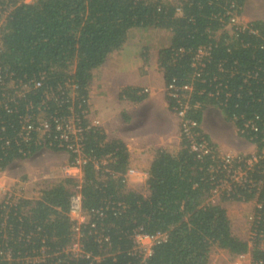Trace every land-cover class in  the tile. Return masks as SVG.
I'll return each mask as SVG.
<instances>
[{"label": "trees", "instance_id": "1", "mask_svg": "<svg viewBox=\"0 0 264 264\" xmlns=\"http://www.w3.org/2000/svg\"><path fill=\"white\" fill-rule=\"evenodd\" d=\"M10 2L14 0H0V6ZM244 4L245 0H35L15 5L0 31V170L28 160L43 147L36 131L24 139L27 119L37 127L42 117L67 112V105L59 104L65 97L47 100L45 93L61 95L59 89L65 92L66 83L73 81L86 97L94 71L109 55L124 48L130 33L149 30L169 34L170 46L158 56L166 83L175 80L193 88L187 116L201 123L204 112L216 108L239 130L253 122L258 131L247 130L242 137L260 153L264 20L227 29ZM200 48L208 49L209 56L197 76L193 62ZM40 78L42 87L35 88ZM24 84L29 90L22 91ZM138 91L125 88L120 98L141 102L145 95ZM86 154L90 161L83 167L81 192L89 223L82 226V245L91 257L101 258L95 264H209L213 250L231 257L250 253L256 262L264 261V159L249 173L253 181L262 182L258 191L234 183L230 194L223 193L221 203L213 204L209 199L214 183L226 180L225 172H211L217 154L199 158L185 142L177 152L159 149L144 193L127 188L124 175L131 161L124 140L108 139L102 129L91 130ZM240 155L245 160L250 156ZM238 166L244 165L235 162ZM74 185L75 179H59L46 184L38 198L0 203V264H90L91 258L72 259L65 252L72 242L69 199ZM253 200L262 206L252 227L257 235L243 239L234 234L223 203ZM138 229L169 235L145 262L131 254L132 235Z\"/></svg>", "mask_w": 264, "mask_h": 264}, {"label": "built area", "instance_id": "2", "mask_svg": "<svg viewBox=\"0 0 264 264\" xmlns=\"http://www.w3.org/2000/svg\"><path fill=\"white\" fill-rule=\"evenodd\" d=\"M35 0H14L0 6V31L3 27L5 19L10 15V12L13 10L14 6H19L21 4H31ZM180 12V9H177ZM232 27L237 29L245 28V25H242L238 21V16H232L228 22L227 29L231 30ZM183 52V50H180ZM209 56V50L206 48L198 49L193 62V67L196 70V75L200 76L201 69L203 67V60ZM161 70V69H160ZM162 72V70H161ZM164 74V73H163ZM1 78V77H0ZM2 79V78H1ZM31 83V82H30ZM35 88L42 87V79L35 80ZM79 87L73 82L69 81L65 85V92L62 89L61 95H56L55 92L45 93L47 100L55 99L58 101L65 97V100L61 101L59 104L62 107L67 105V112L65 114L54 113L48 118L39 120V125L34 126L33 123L26 120L28 123L26 128V134L24 139H29V134L32 131H36L39 135L40 143L42 144L41 149L57 148V151L65 152L69 155V161L67 164L61 167L62 178H72L75 179V185L71 190V196L69 199V216L73 222V234L72 242L65 249V252L69 254L72 259H81L86 258L90 259V264H95L100 261V257H91L89 253L84 250L82 245L83 232L82 226L88 224V214L83 208V196H82V179H83V167L88 164L89 157L86 154V142L87 135L91 130L102 129V122L97 117L94 109L91 106V96L90 91H88L87 96L80 95ZM29 90V85L24 84L22 91ZM193 88L191 85H178L175 80H171L165 85V92L167 100H172L173 105L169 103L170 111L177 117L179 121L180 128V138L181 143L185 142L189 147L197 152L198 157L217 154V166L216 168L212 167V173H226V180L219 179L214 183V188L211 191V196L209 201L213 204L221 203V198L223 193L230 194L232 191V184L236 183L242 186H248L249 188H255L259 190L262 182H255L251 179L250 174L254 172L255 165L258 166L259 162L264 159V150L260 153H257L256 150L250 155L248 159H244L242 155H231L228 153H222L217 147L212 143V141L205 135L202 131L201 123L191 119L187 116L189 111V101L190 94L192 93ZM149 90L147 88L139 90V95H147ZM195 107H198L196 105ZM238 130V134L241 136L245 134L247 130H252L254 132L258 131L257 126L253 122H247L244 124V128ZM103 133L104 130H103ZM239 134V135H240ZM53 137V138H52ZM72 158V161L70 159ZM243 164L244 166L234 167V163ZM102 165H106L107 161L102 160ZM98 167V166H97ZM6 170H0V180H3ZM72 171L76 173L73 174ZM108 172V170H106ZM131 175H139L145 178L146 182L148 179V171L142 172L130 167L126 174L124 175L125 182L127 183L128 177ZM47 182L46 184H48ZM33 183L29 180H12L10 183L4 179V182L0 183V203L4 206L11 205L16 203L21 199H34L39 197L40 191L43 187L40 185L38 188L32 190ZM146 187V186H145ZM147 189V187L145 188ZM229 203H235L233 201H228ZM240 204H249L253 205V210L249 213V232L248 239L252 240L257 235V232L252 229L255 222H257V209H261V204L257 201L249 202H239ZM91 228H95L94 224H90ZM167 232H156L149 234L144 232L142 229H138L132 235L133 247L131 249V254L137 256L142 260V262L147 261L153 255L154 248L162 243L167 242L168 240ZM101 241V240H99ZM220 251V250H218ZM250 253L237 256L236 259L231 260L229 264H264V261L256 262ZM210 263V260H209Z\"/></svg>", "mask_w": 264, "mask_h": 264}, {"label": "rangeland", "instance_id": "3", "mask_svg": "<svg viewBox=\"0 0 264 264\" xmlns=\"http://www.w3.org/2000/svg\"><path fill=\"white\" fill-rule=\"evenodd\" d=\"M255 19L264 20V0H245V4L242 8V13L240 16H238V21L242 25H246L251 20H255ZM168 38H169V34H167L165 31L132 32V34H130V39L127 44L129 45L127 46L128 48L109 55L107 62L104 64L103 67H101V71L96 70L94 71L93 74L94 76L99 75L101 77L103 74L105 75L111 74L112 73L111 69L115 72L116 69L115 67L117 66L115 63L117 62V60L121 59V57H124V60L126 62H128L127 59H129V63H131L133 59L129 55H134V53H140V58L146 60V62L149 60L148 63L149 65H151L155 59V55L157 54L156 52L163 49V47H165L168 44ZM161 73L163 74V72ZM157 74L160 73L157 72ZM168 105H169V101H168ZM157 112L164 113V111H161L160 109H158L156 113ZM113 114L114 116L112 117L110 123L108 124L109 130L112 132L111 134H109L108 139H122L127 142L129 148L134 153H139L141 151L140 156H134V154L131 152L132 158L130 159L131 160L130 167L142 172H147L151 164V161L153 160L156 152L159 149H163L170 152H177L180 149L181 147L180 128H179V136L177 140L176 138H174V140L168 139V134L172 132L174 133L173 131L174 127H172V124L170 123L171 121L169 119L164 121V125L166 126L164 129V131L166 132L163 136L164 141L161 140L159 137H154L156 136V134L151 133L153 130L157 129V127L153 125L152 126L144 125V127L137 129L134 133H131L129 135L130 140L127 141L125 139L127 135H125L124 132V125H125L124 119L126 118V116L129 115L125 113V108L123 109L122 105H117V109L116 110L114 109ZM213 114H215L216 117L213 116ZM202 120H203L204 129L210 132L211 134L214 133L213 131H216L217 136L221 139H225L228 141H232V139H234L239 141V139L242 137L241 135L238 134V130L236 126L232 123L227 122L223 114L218 109L209 108L208 110H206ZM216 121L219 124V127L221 128H218L215 125ZM241 139L244 142L248 143L245 140V138L242 137ZM241 139L240 142L242 141ZM163 142L166 144L161 145ZM142 143H149L155 145H149L151 146V148L143 147L141 149ZM158 143H160V145H157ZM246 143L244 144L243 148H239L237 151L233 149L232 150L229 149V150H225L226 152H222V153H228L231 155H239L242 154V152H245L244 154L253 153L255 149L252 150L253 148L251 147V145ZM136 149L140 151L136 152L138 151ZM65 158L66 157L63 156L61 153L55 152L51 148H45V149L43 148L39 150L37 153H35L28 160L15 162L10 167H8L7 171L4 173L5 175L4 179L7 181V183H10L11 179L13 181L20 179L29 180L33 183L32 190L38 188L40 185L44 187L46 186L47 182L50 183L51 181H57L60 179L59 177L62 175L61 172H59V170L61 169L62 166H64L63 164L67 162ZM4 179L0 180L1 184L4 182ZM138 191L144 193L145 189L142 188L139 189ZM237 204H239L241 207L236 206L235 203L230 204L229 202H224L223 206H225V209L227 210L229 218L233 224L234 234L243 239H248V232H249L248 216L251 210H253V205H242L240 203ZM228 257L229 256H226L224 251L213 250L210 255L211 258L210 264H227Z\"/></svg>", "mask_w": 264, "mask_h": 264}, {"label": "crops", "instance_id": "4", "mask_svg": "<svg viewBox=\"0 0 264 264\" xmlns=\"http://www.w3.org/2000/svg\"><path fill=\"white\" fill-rule=\"evenodd\" d=\"M147 32H152V31L149 30ZM129 39H130V35H129ZM127 44L128 42L126 43V45L124 46L122 50L128 48L127 46L129 45ZM169 46H170V40L168 38V44L165 47H163V49ZM159 51L156 52L157 54L155 55V59L151 65H149L148 63L149 60L146 62V60L140 58V53H134V55H129L133 59L131 63H129V59H127L128 62H126L124 60V57H121V59H118L116 63L114 62L117 65L115 67L116 68L115 72L111 69L112 71L111 74H108V75L103 74L101 77L97 75L99 77L97 76L93 77L91 86L89 88L90 96H91L90 97L91 106L94 109L97 117L101 120L102 127H103L105 134L107 135V138L109 137V134L112 133L109 130L108 124L110 123V120L114 116L113 111L114 109L115 110L117 109V105H122L123 109L125 108V113L129 115V116H126V118L124 119L125 121L124 132H125V135H127L125 137L127 141L130 140L129 135L131 133H134L137 129L144 127V125L146 126L153 125L157 127V129L153 130L151 133L156 134V136L154 137H159L161 140H163L164 139L163 136L166 132L164 131L166 127L164 125V121L167 119L171 121L170 123L172 124V127H174L173 129L174 133L172 132L168 134V139L170 140L171 139L174 140V138H176V140L178 139L179 123H178L177 117L169 109L168 101L166 98V92H165L166 81L163 77V74L161 73L160 68L157 65ZM123 60L125 61V63ZM97 70L101 71V67ZM157 72H159L160 74H157ZM128 87L130 88L132 87L138 90L147 88L149 92L147 93V95H145V99L142 100L141 102L132 103L127 100H122L120 98L121 91ZM158 109H160L161 111H164V113L163 112L156 113ZM212 109H216V108H212ZM204 114H203V117H204ZM213 116H215V114H213ZM215 125L218 128H221L219 127V124L217 123V121ZM201 127L205 135L212 141V143H214L217 149L220 150L221 152H226L225 150H229V149L231 150L233 149L237 151L239 148H243L244 144L246 143L241 139L242 137L240 138L242 140L241 142H240V139L239 141L232 139L233 141L232 142V141L219 138L216 134V131L212 130L214 133L211 134L210 132L204 129L203 120L201 123ZM125 143L127 144L126 141ZM160 143H158L157 145H160ZM165 144L166 143L163 142L161 145H165ZM246 144L251 145V147L253 148L252 150L255 149V146L253 144L249 142ZM149 145H155V144L142 143L141 149L143 147L151 148V146ZM127 147L130 152V159L132 158L131 152L134 154V156L141 155L140 150L136 149L138 150V151L135 150L136 152H139V151L140 152L134 153L133 151H131L128 144H127ZM55 152L61 153L63 156L66 157L65 159L67 160V162L69 161V155L66 154L65 152H62V151H55ZM242 153H245V152H242ZM67 162H65V164H67ZM59 172L61 171L59 170ZM72 173L75 174L76 172L72 171ZM59 178L61 179L62 176H60ZM145 186H146L145 178L139 175H131L128 177L127 187L130 190L138 191L139 189H142V188L145 189L146 188ZM237 203L239 202H235V205L238 207H241ZM242 205H249V204H242ZM224 252L226 256H229L227 259V264H229L231 260L236 259V257H231L228 252L226 251ZM210 261H211V258H210Z\"/></svg>", "mask_w": 264, "mask_h": 264}]
</instances>
